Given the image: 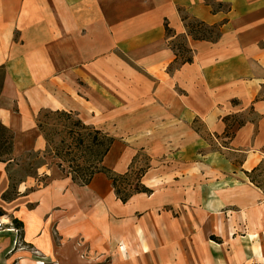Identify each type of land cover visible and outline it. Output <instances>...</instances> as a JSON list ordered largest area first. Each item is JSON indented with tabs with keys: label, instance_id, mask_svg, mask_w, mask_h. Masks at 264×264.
<instances>
[{
	"label": "crops",
	"instance_id": "obj_1",
	"mask_svg": "<svg viewBox=\"0 0 264 264\" xmlns=\"http://www.w3.org/2000/svg\"><path fill=\"white\" fill-rule=\"evenodd\" d=\"M183 15L220 26L221 37L194 40ZM178 39L191 50L192 63L179 64ZM0 68V122L14 135V159L46 150L39 112L70 113L113 139L139 141L127 151L135 157L138 147L152 159L143 184L153 193L133 199L146 195L151 210L179 209V218L160 222L152 215L144 227L112 216L114 206L103 198L90 223L70 219L78 225L68 227L69 264H89L77 256V236L93 252L127 242L133 254L128 264H136L152 230L168 249L154 257L169 264L175 241L201 248L216 230L248 237L264 231V191L251 181L264 166V0H0ZM47 162L39 173L62 180L56 162ZM9 172L0 163V209L23 224L26 245L52 254L45 219L51 212L56 218L61 195L50 188L26 194L18 187L19 196L5 201ZM54 194L59 198L52 201ZM10 245L12 239L0 235V264H13L12 257L3 258ZM15 259L31 264L23 253Z\"/></svg>",
	"mask_w": 264,
	"mask_h": 264
},
{
	"label": "rangeland",
	"instance_id": "obj_2",
	"mask_svg": "<svg viewBox=\"0 0 264 264\" xmlns=\"http://www.w3.org/2000/svg\"><path fill=\"white\" fill-rule=\"evenodd\" d=\"M72 117L73 118L69 121L65 117L43 113V111L39 112L36 116V124L38 120L40 123L39 125L42 124L49 133V142L52 148L56 146H67L69 142H71L72 145L76 144V139L72 135L73 131L71 129H79L75 124L77 120L80 119L74 115H72ZM105 132L108 133L107 131H104V133ZM108 134L114 137L113 133ZM114 140L116 145L112 151L113 153L108 159L106 158L105 167L111 169L116 174H122L127 171L131 162H133L131 166L135 169L151 166L152 159L147 152L136 147L138 153L134 157L131 151H127V146H134V144L136 145L139 141L117 137H115ZM52 148H49V151ZM46 150L44 152H29L16 158L15 162L10 166V175L14 180V184H16L17 192L19 188L25 190L26 194L50 188L52 191H58L61 195V200L57 203L59 206L55 205L54 207V211L57 210L60 212L54 214L56 218H52L51 215L53 214L51 212L45 219L47 221L46 231L53 240L55 249L52 254H46L34 246L26 245L23 237L21 238V234L23 235V227L21 226V228H19L15 226L13 223L14 216H8L0 209V212H2V214H0V235H7L8 238L12 239V245L8 247L7 253L3 255V258L12 257L14 259L13 264H19V261L15 259L16 254L19 253L26 254L31 264H69L71 258L67 257L65 254L72 251L71 244L73 237L68 227L73 230L78 224L83 226L84 220L86 219L90 223L91 219L88 217L93 216L96 211L100 210L98 204L103 198H109L111 204H113L114 208L110 209V214L112 216H119L126 220L132 218L137 222H142L144 227H148L147 220L154 216H156V219L160 222L166 221L168 218L170 221L172 218H179L180 212L178 207L176 208L175 206L170 207L164 205L158 209L151 210L150 204L147 203L149 200L146 197L147 194L142 197L132 198L128 205L123 207L120 201L116 200L117 198L112 184L104 174L96 176L90 186L80 187L74 184L70 176H68L67 171H63V167H59L62 161L52 158V155L49 156ZM76 150L79 154H83L84 146L78 147ZM48 159H53L64 175L61 177L62 180H57V183L53 182L48 173H43V175L39 173V170L47 165ZM122 161L124 163H122ZM67 165L64 164V167H67ZM261 171L255 176H257V184L264 189V166ZM69 191H71L72 194L74 192V195H72L73 198H69V200L65 202L69 195ZM58 198L59 196L54 194L52 201ZM106 204L110 207L107 199ZM37 205L38 203L35 202L34 204H29L27 208L32 210L35 209ZM135 206L137 208H134ZM71 209L75 210L76 213L74 214L71 212ZM117 212L120 214H116ZM68 215L70 216L68 217ZM73 218H77L78 224L73 222ZM85 230H87L86 223ZM215 232L213 236H210V239H206V245H203L201 248L192 246L190 243L189 245H183L180 244L179 241H175L170 249V253L174 254V257L170 260L171 263L169 264L180 263V258H184V264H264V231L261 232V230H258L254 232L251 237L246 236V233L241 230H227L226 232L216 230ZM150 235H154L150 236V238L153 237L151 238L153 243L150 242V238H146L144 243L139 246L141 249L140 253L138 252L139 254L137 255L140 259L136 261V264H163L160 258L156 259L154 257V254L157 250H161V253L164 254L168 249L163 251L165 245L159 244L160 242H158V240L161 239L159 234L155 232L152 233V230H150ZM141 236L145 237L144 235ZM189 238L190 240H188V242L194 237L192 235L186 236L184 241ZM77 239H79L75 244L77 256L81 258L82 261L88 262L89 264H121L122 262L128 264L133 258V254H131V251L128 249L131 247L127 245V242H120L118 248L108 252H93L88 248L85 238L77 236L75 240ZM69 253H67V255H69Z\"/></svg>",
	"mask_w": 264,
	"mask_h": 264
},
{
	"label": "trees",
	"instance_id": "obj_3",
	"mask_svg": "<svg viewBox=\"0 0 264 264\" xmlns=\"http://www.w3.org/2000/svg\"><path fill=\"white\" fill-rule=\"evenodd\" d=\"M182 19L187 28L188 35L196 41L215 42L221 37L220 26L209 27L203 22L191 19L184 15ZM167 33L171 34L168 27ZM173 49L177 52V55H181L182 57L181 62H179L180 65L193 62L191 50L188 48L184 39H178L173 45ZM4 78L5 71L3 68H0V96L3 91ZM43 113L65 117L69 121L73 118L72 114L66 112L44 110ZM39 124L40 123L37 120L38 128L47 142L48 147L46 152L49 156L52 155V158L61 160L66 165L68 164L67 167H64V164L61 162L59 167H63V171H67L68 176H70L74 184L79 185L80 187H86L92 183L97 175L104 174L111 182L117 200L121 201L123 204H127L135 195H151L153 193L143 184V178L150 169V166L142 169H135L133 166H130L128 171L124 174H116L114 171L104 166V160L115 142V140L108 134H105L103 131L94 127L85 125L81 120H77L75 126H78L79 129H71L73 131L72 135L76 139V144L72 145L71 142H69L67 146H56L52 148L49 142V133L42 124ZM13 145L14 135L12 131L0 122V163H7L9 171L10 166L15 162V159L12 157ZM81 146H84L83 154H79L76 150ZM49 148L52 149L49 151ZM262 167L263 164L255 169L252 172L253 177H250L251 181L264 191V189L257 184V176H255ZM9 177L11 180V186L9 191L3 195L5 201L13 200L19 196L16 184H14L10 172ZM0 214H2V212H0ZM13 223L19 228H21V226L23 227V224L18 220H14Z\"/></svg>",
	"mask_w": 264,
	"mask_h": 264
}]
</instances>
